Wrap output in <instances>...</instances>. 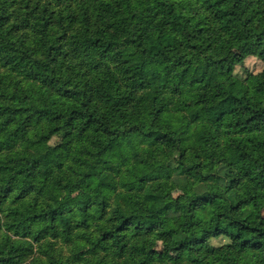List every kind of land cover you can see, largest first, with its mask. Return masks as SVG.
Returning a JSON list of instances; mask_svg holds the SVG:
<instances>
[{
    "label": "trees",
    "instance_id": "16d2710c",
    "mask_svg": "<svg viewBox=\"0 0 264 264\" xmlns=\"http://www.w3.org/2000/svg\"><path fill=\"white\" fill-rule=\"evenodd\" d=\"M246 250L264 264V0H0V264Z\"/></svg>",
    "mask_w": 264,
    "mask_h": 264
},
{
    "label": "rangeland",
    "instance_id": "374dc122",
    "mask_svg": "<svg viewBox=\"0 0 264 264\" xmlns=\"http://www.w3.org/2000/svg\"><path fill=\"white\" fill-rule=\"evenodd\" d=\"M229 57L232 59V58H237L238 57V54L237 52H235L233 49L230 51L229 53ZM244 67L250 71V72H253V73H256L258 71H260V69L262 68V63L254 58V57H247L245 60H244ZM235 71L238 72V73H241L242 72V68L239 67V66H236L235 68ZM171 191H172V195L173 196H178L181 194V192L172 186L171 188ZM64 195V192L61 191L59 193V196H63ZM68 198H71L73 200H76L79 198V193H74L73 195H70ZM162 239L159 238V237H154L151 241H152V245L155 246V247H158L160 248L161 245H162ZM56 247L58 248H61V246L59 244L56 245ZM67 248L66 246H63L61 248L62 251H65ZM61 254H64L63 252H61ZM179 259V256L178 255H169L168 257V260L170 262H175ZM241 263L242 264H257V252L253 251V250H246L244 251L242 254H241ZM171 264H175V263H171Z\"/></svg>",
    "mask_w": 264,
    "mask_h": 264
}]
</instances>
